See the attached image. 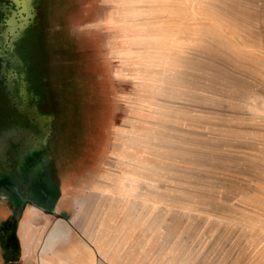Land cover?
<instances>
[{
  "label": "rangeland",
  "instance_id": "rangeland-1",
  "mask_svg": "<svg viewBox=\"0 0 264 264\" xmlns=\"http://www.w3.org/2000/svg\"><path fill=\"white\" fill-rule=\"evenodd\" d=\"M18 1L0 0L1 84L32 149L87 148L83 201L113 179L97 264H264V0ZM74 39L96 51L73 64L107 65L72 97Z\"/></svg>",
  "mask_w": 264,
  "mask_h": 264
},
{
  "label": "crops",
  "instance_id": "crops-1",
  "mask_svg": "<svg viewBox=\"0 0 264 264\" xmlns=\"http://www.w3.org/2000/svg\"><path fill=\"white\" fill-rule=\"evenodd\" d=\"M73 43L76 46L71 51L77 49L79 52L72 55L66 52V56L69 55L66 76L69 73L68 79L73 82L70 86L68 82L58 83L55 89L57 93L68 89L66 94L71 92L70 96L79 91L88 94L94 86L98 88L102 85L95 82L96 79L91 80L89 73H95L94 71L101 70L107 64H91L88 69L85 67L89 64H73L74 57H81L82 61L94 59L96 51L90 50L85 40L74 39ZM59 73L63 78L62 65ZM64 149L63 161L62 158H57V150L52 148L51 157L54 161L49 165L39 166L37 169L41 174L34 180H21L17 190L19 193L13 195V199V196L4 192L7 190L5 184L0 183V264H97V248H110V245L100 244L99 233H114L115 224H112L111 230V215H106L107 220L106 217L102 220L99 216L105 215L109 210L114 213L116 199L102 194L98 187L104 184L113 186V179L110 181L109 177L101 178L99 174L94 178L96 186L93 190L91 188L93 198L90 197L88 202L83 201L77 188L80 183L77 179L81 177H78L79 170L92 165L89 160L79 159L87 154V148L83 151L81 148L77 153L72 148ZM8 186L13 191V185ZM112 248H115V244ZM111 255L112 257L104 256L108 264L114 263L115 255Z\"/></svg>",
  "mask_w": 264,
  "mask_h": 264
},
{
  "label": "flooded vegetation",
  "instance_id": "flooded-vegetation-1",
  "mask_svg": "<svg viewBox=\"0 0 264 264\" xmlns=\"http://www.w3.org/2000/svg\"><path fill=\"white\" fill-rule=\"evenodd\" d=\"M1 72V67H0ZM2 75V74H0ZM12 130L11 134L18 136V129L15 130L14 119H11ZM8 132L10 129H7ZM6 130V131H7ZM3 131V130H2ZM24 140L15 139V141L11 145H6L4 148L6 149V157L0 158V183L5 184L4 190L6 194H10L11 196H15L16 193H19L18 185L20 182L24 180H34L37 175H40L41 172L37 169L39 166L42 167L44 165H49L54 161V158L51 157V149L46 146H40L41 148L35 147L31 148L32 138H23ZM31 140V141H30ZM57 150V158H62L65 153L64 148H54ZM65 155V154H64ZM63 160V158L61 159ZM59 170H57L58 172ZM22 180V181H21ZM13 185V191L10 190L8 186ZM12 197V199L14 198Z\"/></svg>",
  "mask_w": 264,
  "mask_h": 264
},
{
  "label": "bare ground",
  "instance_id": "bare-ground-1",
  "mask_svg": "<svg viewBox=\"0 0 264 264\" xmlns=\"http://www.w3.org/2000/svg\"><path fill=\"white\" fill-rule=\"evenodd\" d=\"M22 1L20 0V1H18V3L20 5L22 4V7H23L24 10H28L29 1L30 0H22ZM23 21H26V20H23ZM11 103H12V98L10 97L9 94L6 93V91L2 87V85H0V138H4L5 137V133L11 134L10 133V131L12 130L11 119H12V117L14 115L12 107H11ZM13 128L15 130L18 129L19 132H18V136L13 135V134H11V136H14V138L18 139V140H24L23 138L31 139L32 135L34 133V128L29 126V124L27 123L26 120L24 121L22 119H18L14 123ZM7 129H10L9 132L6 131Z\"/></svg>",
  "mask_w": 264,
  "mask_h": 264
},
{
  "label": "water",
  "instance_id": "water-1",
  "mask_svg": "<svg viewBox=\"0 0 264 264\" xmlns=\"http://www.w3.org/2000/svg\"><path fill=\"white\" fill-rule=\"evenodd\" d=\"M0 74H2L1 72H0ZM1 77H2V75H0V85H2L1 84ZM2 87L4 88V86L2 85ZM5 89V88H4ZM6 91V90H5ZM15 141V138H14V140H9V142L8 141H6V139H4V138H0V158L2 157V155L7 151L6 149H8V148H4V147H6V145H11L13 142Z\"/></svg>",
  "mask_w": 264,
  "mask_h": 264
}]
</instances>
